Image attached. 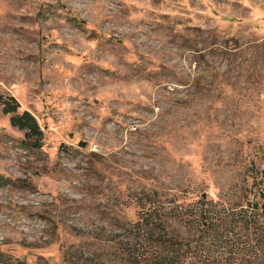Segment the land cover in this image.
Instances as JSON below:
<instances>
[{"label": "rangeland", "instance_id": "rangeland-1", "mask_svg": "<svg viewBox=\"0 0 264 264\" xmlns=\"http://www.w3.org/2000/svg\"><path fill=\"white\" fill-rule=\"evenodd\" d=\"M0 93V264H155L148 195L178 264H264V0H0Z\"/></svg>", "mask_w": 264, "mask_h": 264}, {"label": "trees", "instance_id": "trees-1", "mask_svg": "<svg viewBox=\"0 0 264 264\" xmlns=\"http://www.w3.org/2000/svg\"><path fill=\"white\" fill-rule=\"evenodd\" d=\"M19 106L20 105L15 97L6 96L0 93V115L17 113ZM10 120L12 125L17 126L22 130H26V135L36 138L35 140L40 144L43 131L37 119L30 111L25 110L22 113H17L11 116ZM253 184L256 185L255 182ZM201 196V200H203V202H209L206 200V192H203ZM150 197L151 195H148L147 199L139 200V205L141 208L145 209L143 211H145L148 221L150 220L149 222L151 223V230L153 234L158 235L156 240L159 243L160 251L159 255H157V263L155 264H178L180 260V254H177L179 249L176 247L178 239L172 238V235L166 231V229H168L170 217H172L171 215L175 214V217H177L179 220L187 222L189 221V218L192 214L189 215L187 210L180 206L179 203H175V201L170 205H166L165 202L167 199L165 201L161 200L156 202L153 198L150 199ZM254 200L255 201H253L252 206L254 209L258 210L257 212H260L262 215H264V193L260 191L258 199ZM146 207H148V209ZM212 211L213 210L211 208L206 207L205 205H202L200 211L195 209L194 213H199L198 217L195 219L196 225H200L201 223L204 227H211L213 225ZM262 236V245L264 247V233Z\"/></svg>", "mask_w": 264, "mask_h": 264}]
</instances>
